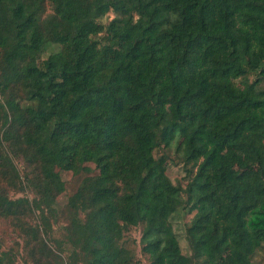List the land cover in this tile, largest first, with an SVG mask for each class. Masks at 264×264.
I'll return each mask as SVG.
<instances>
[{
	"label": "trees",
	"instance_id": "1",
	"mask_svg": "<svg viewBox=\"0 0 264 264\" xmlns=\"http://www.w3.org/2000/svg\"><path fill=\"white\" fill-rule=\"evenodd\" d=\"M172 146L196 165L185 184L155 153ZM18 153L33 167L31 199L9 195ZM61 170L86 174L55 248L39 230ZM0 217L22 229L34 264H135L124 231L137 224L147 264H256L264 0H0Z\"/></svg>",
	"mask_w": 264,
	"mask_h": 264
},
{
	"label": "rangeland",
	"instance_id": "2",
	"mask_svg": "<svg viewBox=\"0 0 264 264\" xmlns=\"http://www.w3.org/2000/svg\"><path fill=\"white\" fill-rule=\"evenodd\" d=\"M111 13L101 18L102 21H107ZM56 46L50 44L42 53V57H46L48 52L53 50ZM251 77V76H250ZM158 150V149H157ZM155 151L156 155L160 152H164L167 156V169L166 172L174 182H180L185 184L188 180V173L196 169V165L193 161L185 162L175 147H161L158 151ZM13 162L16 165L19 173V178L14 179L15 187H9V195L12 197L25 195L30 199L35 195L32 184L27 180L26 173L32 170V165L29 164L23 154L18 153L17 156H12ZM92 167L93 163L88 162ZM85 172L74 173L71 170H61V178L64 183V189L61 190L55 197L53 203L55 212L47 213L49 219L48 233H45L43 224H40L39 236L55 246V240L64 238V225L69 221L72 210L69 207V196L77 189L81 182ZM189 220V214L180 211L173 217V227L177 233L182 252L185 254L190 253V248L185 236L186 226ZM41 221L38 210H33L32 213L26 218V222L32 225L38 224ZM140 235L141 225H130L124 231L125 244L133 250L135 254V264H147L148 260L146 255L140 250ZM26 235L22 229L16 224L12 217H0V249L6 251L8 257L12 260L11 264H34L31 255L26 247ZM56 248V246H55ZM254 261L256 264H264V247L259 249L254 255Z\"/></svg>",
	"mask_w": 264,
	"mask_h": 264
}]
</instances>
